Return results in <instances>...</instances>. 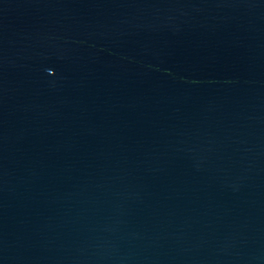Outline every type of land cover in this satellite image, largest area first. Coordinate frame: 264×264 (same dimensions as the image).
Wrapping results in <instances>:
<instances>
[{
  "label": "water",
  "instance_id": "95a60500",
  "mask_svg": "<svg viewBox=\"0 0 264 264\" xmlns=\"http://www.w3.org/2000/svg\"><path fill=\"white\" fill-rule=\"evenodd\" d=\"M0 264H264V0H0Z\"/></svg>",
  "mask_w": 264,
  "mask_h": 264
}]
</instances>
